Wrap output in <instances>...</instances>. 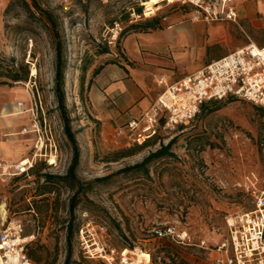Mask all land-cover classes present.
<instances>
[{"label":"rangeland","instance_id":"1","mask_svg":"<svg viewBox=\"0 0 264 264\" xmlns=\"http://www.w3.org/2000/svg\"><path fill=\"white\" fill-rule=\"evenodd\" d=\"M27 1L29 7L22 0H0V93L17 102L0 103V163L8 167L6 171L0 167V205L6 206L8 220L21 219L25 234L34 235L28 253L35 264H65L69 201L76 187L66 179L48 180L44 174H66L72 146L54 92L56 39L47 17L32 0ZM154 1L160 2L38 0L56 16L64 41L66 105L81 149L76 172L84 188L73 212L75 229L87 221L104 224L111 244L151 252L150 264H214L212 253L199 245L200 239L226 216L253 208L248 187L264 188L263 108L238 98L209 101L189 125L175 131L160 129L145 144L133 142L120 128L103 135L86 110L94 70L117 58L116 53L125 57L126 39L144 33L145 24L155 17L164 29L139 34L138 39L158 58L168 52L180 54L181 69L193 63L182 54L193 45L187 28L194 25L188 23L182 32L177 28V23L190 19L189 8L163 0L154 15H133L142 4ZM115 23L123 31L113 47L105 38ZM170 23L174 27L167 29ZM135 39H128V49ZM197 57L195 61L201 62ZM27 70L26 80L10 77L24 76ZM15 104L23 106L24 113L4 117L15 112ZM173 138L172 155L121 171ZM20 163L29 169L19 173ZM168 223L186 227L190 242L153 234L154 227ZM71 244L67 264H103L83 255L75 233ZM143 256L149 259L147 252Z\"/></svg>","mask_w":264,"mask_h":264},{"label":"built area","instance_id":"2","mask_svg":"<svg viewBox=\"0 0 264 264\" xmlns=\"http://www.w3.org/2000/svg\"><path fill=\"white\" fill-rule=\"evenodd\" d=\"M168 2L188 7L193 20L239 23L236 0ZM159 4H142V12L134 11L133 15L147 18L155 14ZM122 31L119 23L108 27L105 39L109 46L118 44ZM160 83L164 87L149 108L120 127L133 142L143 143L155 137L160 129L175 131L189 125L200 113L202 105L209 101L238 98L264 108V46L250 41L179 80L169 82L161 77ZM18 165L19 173L25 172ZM0 167L6 171L2 163ZM247 191L253 208L226 216L222 224L213 226L208 235L200 239L199 245L212 253L214 264H264V188L252 186ZM152 231L159 238L177 243L187 244L191 240L190 231L174 223L154 227ZM75 235L83 255L99 259L103 264L151 263L149 251L111 244L104 224L94 225L87 221L77 228ZM33 237L25 234L21 219L8 220L7 208L1 204L0 264H35L28 253ZM144 252L149 254V259L143 256Z\"/></svg>","mask_w":264,"mask_h":264},{"label":"crops","instance_id":"3","mask_svg":"<svg viewBox=\"0 0 264 264\" xmlns=\"http://www.w3.org/2000/svg\"><path fill=\"white\" fill-rule=\"evenodd\" d=\"M8 1L4 0L5 3ZM237 3L239 23L231 20L197 21L191 16L189 20L177 23L181 32L186 30L188 23L194 25L187 28L193 45L182 54L192 59L188 69L180 68V54L168 52L164 58H158L145 41L138 39L139 34L160 33L164 29L161 24L127 38L124 43L126 56L116 53L117 58L103 62L87 88L86 110L100 125L101 133L105 135L115 131L130 118L147 110L164 87L160 83L161 77L169 82L179 80L250 41L264 46V0H238ZM173 24H167L166 28L172 29ZM131 38L136 39L128 49L127 41ZM198 55L201 62L195 61ZM5 101L17 103L11 97ZM5 101L0 100V103ZM15 107L24 110L21 105L15 104Z\"/></svg>","mask_w":264,"mask_h":264},{"label":"trees","instance_id":"4","mask_svg":"<svg viewBox=\"0 0 264 264\" xmlns=\"http://www.w3.org/2000/svg\"><path fill=\"white\" fill-rule=\"evenodd\" d=\"M25 6L29 7V2L27 0H22ZM154 4H158L157 1L153 2ZM33 6H35L40 12H42L48 19L50 25H51V30L52 34L55 37V53H56V60H55V71H54V92L57 100V107L60 111V116L63 121V129L64 133L66 134L67 138L69 139L71 146H72V157L71 161L67 167V172L64 175H55V174H50V173H45L44 177L48 180L51 179H66L71 182L72 185H75L76 190L74 194L71 196L70 201H69V211H70V217L67 220V225H66V240L68 244V251L65 259V264L69 263L71 256H72V238L74 233L76 232L75 229V224H74V219L75 216L73 215L74 209L78 203V196L80 192L84 189L83 188V183L79 180L77 176V167L79 165L80 161V155H81V149L79 146V143L77 141L75 132L72 128L71 125V117L68 113L67 110V105H66V91H65V70L67 68V62L63 54V49H64V41L61 38L60 35V30L58 26V22L56 19V16L51 10L45 9L41 6V4L38 2V0H32ZM153 4V5H154ZM138 12H142V6L138 7ZM159 18L155 17L153 20L147 22L145 24V29L152 28L155 29L158 27L159 24ZM142 25L144 28V24H132V27H138ZM106 50H103L102 53L107 52ZM101 69V66L96 68L94 70V75L99 73ZM14 81L18 80H26L28 78V70L24 76H20L19 74H13L10 76ZM4 83V82H1ZM208 106V102L204 103L202 105L201 110L205 109ZM264 110V108H263ZM201 112V111H200ZM152 139V138H150ZM150 139L146 140L144 142L147 143ZM174 142V138L170 139L166 144H162L159 148L156 150L150 152L147 156L144 157V159L141 162L135 163L133 165L127 166L123 168L121 171H128L130 169L134 168H142L145 166L148 162L151 160L164 156V155H172V144ZM129 153H123L121 157L127 156ZM32 256L33 253H32ZM31 257V256H30ZM32 258V257H31Z\"/></svg>","mask_w":264,"mask_h":264},{"label":"bare ground","instance_id":"5","mask_svg":"<svg viewBox=\"0 0 264 264\" xmlns=\"http://www.w3.org/2000/svg\"><path fill=\"white\" fill-rule=\"evenodd\" d=\"M161 1H163V0H160V2ZM168 1V0H167ZM170 2H172L173 0H169ZM159 2V3H160ZM158 3V4H159ZM159 9V8H158ZM34 71H33V73H35L36 72V68H34L33 69ZM5 94V93H4ZM9 96H4L3 94H0V100H9ZM6 102V101H5ZM13 102V101H12ZM24 113V110L22 109V108H17L16 110H15V112H12V113H9V114H6V115H3L4 117H10V116H15V115H18V114H23ZM25 131V130H24ZM13 134V133H12ZM56 162V159H55V156L54 155H51V158H50V163L51 164H54ZM18 167L20 168V170H23V171H26L27 169H29V166L28 167H25L24 165H23V163H20L19 165H18ZM5 170H8V167L7 166H5Z\"/></svg>","mask_w":264,"mask_h":264}]
</instances>
